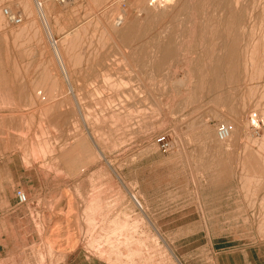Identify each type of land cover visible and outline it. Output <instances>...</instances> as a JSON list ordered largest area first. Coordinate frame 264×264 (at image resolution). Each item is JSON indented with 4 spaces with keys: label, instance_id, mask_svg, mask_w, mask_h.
<instances>
[{
    "label": "rangeland",
    "instance_id": "374dc122",
    "mask_svg": "<svg viewBox=\"0 0 264 264\" xmlns=\"http://www.w3.org/2000/svg\"><path fill=\"white\" fill-rule=\"evenodd\" d=\"M158 1L0 0V264H264V0Z\"/></svg>",
    "mask_w": 264,
    "mask_h": 264
},
{
    "label": "built area",
    "instance_id": "2783aa9c",
    "mask_svg": "<svg viewBox=\"0 0 264 264\" xmlns=\"http://www.w3.org/2000/svg\"><path fill=\"white\" fill-rule=\"evenodd\" d=\"M1 12L6 21L12 25H19L22 22V15L20 13L13 12L8 8H3ZM232 131L233 126L231 124L225 123L217 128L216 136L220 141H225L230 137ZM15 199L17 203L21 205L27 202V196L21 189H17L15 191Z\"/></svg>",
    "mask_w": 264,
    "mask_h": 264
},
{
    "label": "crops",
    "instance_id": "0c3cea01",
    "mask_svg": "<svg viewBox=\"0 0 264 264\" xmlns=\"http://www.w3.org/2000/svg\"><path fill=\"white\" fill-rule=\"evenodd\" d=\"M62 264H109L97 258L85 256L83 259L77 262L76 256H69L66 261Z\"/></svg>",
    "mask_w": 264,
    "mask_h": 264
},
{
    "label": "bare ground",
    "instance_id": "6f19581e",
    "mask_svg": "<svg viewBox=\"0 0 264 264\" xmlns=\"http://www.w3.org/2000/svg\"><path fill=\"white\" fill-rule=\"evenodd\" d=\"M139 1H140V0H139ZM142 1H143V0H142ZM144 1H145V0H144ZM152 1H153V0H152ZM154 1H157V0H154ZM159 1H162V2H163V1H164V2H168V1H170V0H159ZM159 1H158V3H160ZM142 3H143V2H142ZM152 3H153V2H152ZM158 3H155V4H158ZM169 3H170V2H169ZM150 4H151V2H150ZM163 4H164V3H163ZM163 4H162V5H163ZM36 5H38V6H37L38 8H41V3L38 2V4H36ZM138 5H139V4H138ZM162 5H161V6H162ZM148 6H149V5H148ZM163 6H164V5H163ZM163 6H162V7H163ZM160 8H161V7H160ZM163 8H164V7H163ZM153 9H155L154 6H153ZM164 9H165V8H164ZM146 10H147V9H146ZM147 11H148V10H147ZM41 15H42V14H41ZM157 16H158V15H157ZM47 30H48V29H47ZM132 199L134 200V202H135L138 206H140L139 202L136 200L135 197L132 196ZM140 208H141V207H140Z\"/></svg>",
    "mask_w": 264,
    "mask_h": 264
}]
</instances>
